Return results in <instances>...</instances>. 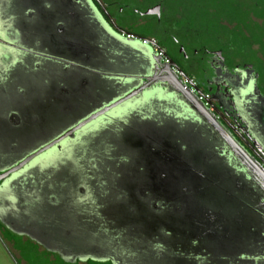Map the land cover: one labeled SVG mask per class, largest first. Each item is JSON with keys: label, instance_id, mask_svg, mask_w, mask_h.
<instances>
[{"label": "water", "instance_id": "obj_1", "mask_svg": "<svg viewBox=\"0 0 264 264\" xmlns=\"http://www.w3.org/2000/svg\"><path fill=\"white\" fill-rule=\"evenodd\" d=\"M72 3L77 8L75 14L70 15L60 6L64 14L60 21L65 20L62 21L65 26L60 41H72L70 50L78 49L87 56V62L63 61L64 55L52 49L45 51L31 47L12 26L13 33L0 30V96L6 100L15 89L19 94H25L27 89L21 84L28 85L30 98L26 104L31 106L38 102L36 108L40 109L38 117L35 114L38 119L23 116L12 127L14 129L6 132L7 136L0 137V222L10 231L27 236L55 250L59 257L68 259L92 258L111 264H130L128 259L131 255L137 264H151L140 258L139 249L149 255V250L140 248V245H148L156 239L154 247L166 246L163 256L167 259L166 264H176L177 260L184 261L183 264L189 261L194 264V256H213L212 263L207 264H234L235 260L228 258L222 261L224 257L219 256V247L224 245L222 241H227V228H220L217 220L223 216L212 208L229 204L240 210L239 219L245 224L256 207L262 212L259 216L264 214V196L256 190L250 194L245 191L249 189L243 188L247 183L251 186L242 174L247 171V158L171 70L178 72L173 62L163 64L147 45L123 38L125 33L115 28L109 17V25L106 24L89 0H73ZM8 5L9 11L12 4ZM48 14L45 25L48 23L49 30L52 28L49 22L55 13ZM158 14V7L145 12V15ZM52 33L55 32L52 30ZM53 34L47 33L49 37ZM80 34L92 39L93 44H79ZM46 40L54 42L51 38ZM95 55L100 56L99 63L91 62ZM65 65L79 70L77 79L80 80L74 82L70 78L64 83L60 79L64 86V89L60 88V95L65 97L60 96L57 100L54 95L57 89L52 88L54 83L50 78ZM44 76L48 86H40V78ZM243 82L238 81L233 90L226 91L227 97L235 106L238 104L236 109L239 110L243 92L250 88ZM212 132L225 143L227 151L216 150L218 146L210 135ZM178 140L186 143L180 144ZM186 151L185 158L182 153ZM79 153H82L80 157ZM237 157L243 172L230 160ZM103 168L108 171H101ZM252 169L254 176H259L264 184L262 173L255 166ZM32 172L35 175L30 177ZM92 173L95 175L90 181ZM127 173L126 179L129 180L149 175L148 193L121 191L123 174ZM231 173L240 179L234 185ZM53 176L55 183L50 179ZM34 177L37 180H32ZM19 181L20 184L17 183ZM76 182L86 186L89 200L96 209L87 213L71 209V220L79 222L78 216L90 214L103 218L101 209L111 205L109 220L117 219L122 224L116 226L124 227L119 231L113 227L116 231H111L107 220H104L105 225L101 229L112 235L118 234L120 256L113 250L103 252L102 244L94 246L78 238L60 240V227L70 220L54 218L50 221L39 215L43 208L57 206L50 190L60 189L68 198L73 196L71 186L76 188ZM44 184L48 185L44 187ZM233 186L236 190L241 188L238 196L233 195ZM8 190L10 192L5 193ZM117 191L120 192L118 200L104 205L105 200L107 202L117 196ZM33 192L36 193L34 196ZM41 192L48 195L46 205L49 206L40 202L44 207L40 206L32 219L29 212L35 211L36 207L28 208L27 203L40 201ZM144 212L150 213L149 217L145 218ZM190 221L192 223L188 224ZM45 222H55V226H47ZM208 222L217 224L209 225ZM139 227L141 235L137 236L138 232L133 233V230ZM168 227L173 230L168 231ZM153 235L155 237L150 239ZM190 238L201 247L197 250L200 253L189 247V242L185 243ZM173 239L182 243L175 246ZM254 240L256 242H250L252 247L248 245L236 259L238 264H264V234L256 235ZM203 243L207 244L205 250L208 252L202 250ZM185 244L189 247L188 252ZM187 254L192 257H186ZM156 255L154 251L156 264H163Z\"/></svg>", "mask_w": 264, "mask_h": 264}, {"label": "flooded vegetation", "instance_id": "obj_2", "mask_svg": "<svg viewBox=\"0 0 264 264\" xmlns=\"http://www.w3.org/2000/svg\"><path fill=\"white\" fill-rule=\"evenodd\" d=\"M10 3L12 4V7L8 11L9 8L8 4ZM101 10L102 12H104L103 8ZM53 12L55 13V15L53 14ZM48 13L53 14L52 17L53 19L52 21L49 22V24H52L51 25L52 28L49 30H48V26H46L48 25V23L45 25V18L49 15ZM105 23L108 24L106 21ZM110 23H112L111 19H110ZM112 25L115 28L119 29V27H117L115 24L112 23ZM11 26L12 28L14 27L16 30H18V32L23 35V37L28 41L31 47L43 49L45 51H51L52 49L54 50L53 52L64 55L62 56L63 61L65 60L73 61V62L74 61L82 62L84 60L87 61V56L85 54H82L80 51H78V49L70 50L72 48L70 47L72 41L68 40L66 43L60 41V39H63L62 38L63 34L61 33L64 32V26H65V23L62 22V20L60 21V0H7V2L6 0H0V30L3 29L1 31L7 33H13ZM52 30L55 32L54 34L52 33ZM48 31L51 32V34H53V37L52 35L50 37L47 35ZM123 32L125 34L131 35L125 31ZM81 37L84 38V34L83 36L79 37L81 40L80 42H78L79 44L83 42V39H81ZM46 38H51L54 40V42L52 43L46 42L47 41ZM160 51L163 52L162 50ZM177 54L180 55L182 59L185 58L184 60H186L185 62L186 69H190L191 72L196 71V73H198L201 70L202 77H204L205 79L204 82H201V85L203 84L201 88L207 86V88H209V90L211 91V94L209 95L208 93H203L200 87L196 86V82L193 80L194 79L193 76H190L189 78L186 74L182 73L181 70L178 68V67L180 68L182 67L180 66V63L176 60L175 66L178 71L177 73L180 74L179 76L177 75L178 79L181 82L183 80L184 81H187L189 79L193 80L195 91L206 97V101L208 102L207 110L209 111V113L216 119L220 128L228 135L231 141L238 147V149H240L242 154L245 155L244 157H246L247 160L249 161V162L247 161V166H245L247 171L246 173H244L241 170L242 168L239 166L240 159L238 157L237 159L235 158V160L230 159L234 164V166L238 170H241L243 172L242 173L243 176L251 182V186L249 185V183H247L245 184L246 185L245 187L243 186V188L249 189V191L246 189L245 191L249 192L250 194H252V190H256L257 192H260L264 196V184L261 182L260 180L261 178L259 176H257L256 174L254 176L255 171L254 169H252L253 166H255V169L259 170L264 177V91L259 86L256 75L251 70L248 69L242 70L236 67L234 64L230 65L227 63H222L219 61L218 58L215 57H212L211 59L210 58L207 59L204 65H200L199 62H196V58H194L192 55L185 56L180 48L177 50ZM63 64H61V66ZM65 67H60L61 68L60 74L63 76L65 75L64 73ZM74 69L72 71L74 77L73 81L78 82L80 80L77 79L79 78L78 77L79 70H74ZM240 80L244 81L243 84H245L246 87H248V85L250 87L248 91L245 90V92H243L244 95L242 96V102H241L242 104H240L241 110L236 109L238 104L237 106H235L234 102L229 97H227L226 94V91L233 90V87L237 85L238 81ZM29 90L30 88L27 89V93L19 95L17 96V98H15V96L13 95H10L5 100L0 96V137L3 135L7 136L6 132H8L9 129H14L12 127H15L17 123L21 121L22 117L24 116L22 112V107L27 103L28 98H30L28 97ZM17 100L19 102H17ZM210 135L213 139H215L216 144L219 148V149L217 148L216 150H218L219 152L222 150L227 151L225 143L222 140H220V138L216 136L214 132H212V134ZM178 141L180 142V144L181 143L183 144L184 140H178ZM153 143H155V141ZM226 154L229 155L230 153H226ZM182 155L186 158L187 151L182 153ZM180 161L183 162L184 159H180ZM228 163L230 165V161H228ZM194 169H196V167ZM232 169L234 172H236V170L233 167ZM127 175L128 173L125 175L123 174V181L120 184L121 191L123 190L125 191L124 193H127L128 190L129 191L131 190L132 192L133 191L141 192L142 194H144V192L146 191V193H148V190L150 188V184H147L149 175L147 174H143L142 176L138 175L139 176L138 179L135 180L126 179ZM230 176L234 178L233 181V185H234L235 182L239 179V177H237L233 173H231ZM50 179L54 183L56 182L54 176L51 177ZM43 183H45V181H43ZM54 183H51V185H53ZM47 185L48 184H44L43 186L45 187ZM129 185H133V186L137 185L138 187L136 188V190H133L132 189L133 186L130 187ZM240 189H241L240 187H237L236 190L235 186H233V191L235 192L233 195L238 196V191H242ZM41 191H45V189H41ZM33 194L36 193L33 192L32 195ZM250 194L247 197H250ZM46 197H48V195L41 192L40 201L39 200L35 202L32 201V203L31 201H29L27 203L28 208L29 206L37 207V205L40 204V202L46 205L48 203ZM44 205L42 206L44 207ZM212 209H217L216 212L220 213V215L223 216L221 220L220 217L217 220L218 222H220L219 223L220 228H225V227L227 228V233H226L227 241L224 238H222V240L224 239L222 241L224 245H221L219 247L220 249L219 256L224 257L222 261H225V259L230 258L232 260H235L234 264H238V260L236 259L240 258L241 252H243L248 247V245L252 247V245H250L251 244L250 242L255 241L254 239L256 235L260 233L264 234V214L259 216V214H261L262 212L256 207L253 210L254 214H250L249 221L247 224H245L242 223V221L239 219L240 210L231 207L229 204H225L224 207H217ZM226 215H230V216H226ZM237 217L238 220H235ZM231 218H233V220L235 221L231 220ZM109 219L110 217L107 214L106 220L108 224L107 227L109 230L116 231L114 230V228H116L118 229L117 231H119L124 227V226L117 227L116 221L114 220L112 221ZM189 223H192V221L188 222V224ZM214 223L216 222H211V223L208 222L209 225H213ZM122 231L124 232V230ZM177 231L179 230L177 229ZM173 232L176 233V230ZM174 242L176 243L175 246H179V243H182L179 239H173V243ZM188 242H189L188 244L189 247L193 248L194 251H196L197 253H200V251L197 250L200 249L201 247L196 246L195 243L191 241V238L186 240V243ZM203 244L205 246H203L202 250H205L207 248V244L206 243ZM37 245L39 246V244ZM205 252L208 251L205 250ZM134 263L137 264L136 261H134ZM241 263L242 262H239V264Z\"/></svg>", "mask_w": 264, "mask_h": 264}, {"label": "rangeland", "instance_id": "obj_3", "mask_svg": "<svg viewBox=\"0 0 264 264\" xmlns=\"http://www.w3.org/2000/svg\"><path fill=\"white\" fill-rule=\"evenodd\" d=\"M228 3H229V6H227V7H226L227 2H225L224 0H222L221 2H218V4H217V8L219 10V12L217 14L218 18H222V21L227 22V23H228V20L231 19L230 12H231L232 8L235 7V8L240 9L241 6L243 5V0H231ZM108 9L111 10V13H113L116 10V8H108ZM141 9H144V8H141ZM140 11L144 12V10H140ZM226 11H228V12H226ZM237 14H240V13H238V11H237ZM158 16H155V15L147 16L144 13V16L131 18L130 13L126 12L125 13L126 22L117 23L115 25H117L120 30L124 29L130 25H133V27H135L136 30H139V31H143L144 27H148V28L151 27L154 29L155 25L160 26V28L162 29V34H160V36L165 38L166 40L170 41V45L172 44L171 50L174 53L173 54L174 59L177 60L180 63V66L186 71H187V69L185 66V62H186V60H184L185 58L182 59V57H180V55H178L176 53L178 47L181 49V51H183L182 53L185 56L190 55L191 49L198 47V45H204V46L206 45L207 48L208 47L212 48V42L207 38L203 39L202 34H200V36H195L194 33L189 35V34H186L184 32L177 31L174 28L175 25H171V21L165 19V18H168L166 13H165V10H164V14L161 15V17L159 18L160 20H158L159 22L156 20V18ZM238 17H239V15H238ZM255 25H257V22L253 21L250 24H246V28H242V29H240V31L243 32V31L248 29L247 32H249L250 36H251V34L257 33ZM233 26H234V23H232V25L228 26V27H230L232 32L235 29ZM166 35H168V38L166 37ZM141 39H143V38H141ZM144 39L153 41V39H146V38H144ZM161 40L166 41L164 39H161ZM243 44L241 45L239 42H237L233 46H230L231 48L230 47L226 48V51L228 52L227 54H229L231 56V54H233L232 51L236 54H239V52H241V51H244V52L248 51L249 53H252L251 61H253L255 54H256V56L260 55L259 53L262 50L259 48V46L258 47L255 46L254 43L248 44V45H243ZM215 46H217V45H214V47ZM263 57H264V55H263ZM85 62H87V61H85ZM251 66H253V65H251ZM263 67H264V61H263ZM263 86H264V82H263ZM263 86L261 84V89L264 91ZM60 96L65 97V95H60ZM37 103L38 102H35L31 106L28 103L22 107V112H23L24 117L29 118V119H31L32 117L36 119L38 117V115H39L38 113H39L40 109L36 108ZM35 114L37 117L35 116ZM81 154L82 153H79L78 157H80ZM119 162H121V161H119ZM101 171H108V170H107V168H103ZM101 171H99V172L102 173ZM32 175H35V173L32 172L30 177H32ZM94 175H95V173L90 174V177H91L90 181L93 180ZM36 177H34L32 180H37ZM17 183L20 184L21 181H19ZM85 187L86 186L83 183L76 182V188L71 186L73 196H70L68 198L64 197V192L61 191L60 189L50 190V192L53 193V198L57 201V202L54 201V204H57V206L56 207H54V206L45 207V208H43L44 209L43 211H40L39 215L47 218V220L49 219L50 221L53 220L54 218H59L60 220H64V221L70 220L68 222L72 223L73 225L66 222L64 224V227H60V240L63 241L64 239L70 240L72 238H74V239L78 238L79 240L88 241L89 244L94 245V246H96L98 244H102L101 249L103 252L107 251V250H113L116 253H118V255L120 256V252L117 248L118 242H119L118 234L114 233L112 235L107 230L101 229V226L105 225L104 220H106L107 214L110 216V211H111V209H113V207L111 205L108 208L106 206L105 208L101 209V210H103V213H104L103 218L92 217L91 216L92 214H90V215L85 216V217L78 216L77 218H79V222H75V220H71V217H72L71 209L79 210V211H82L83 213H87V211L91 212V211H94L96 209L95 206L92 205V202H90L89 197H88V189ZM87 187H89V186H87ZM77 189H80L81 191H79ZM90 190H93V188L90 187ZM8 192H10V190L6 191L5 193H8ZM119 193L120 192H118L117 196L114 195L112 197L113 199L109 200L110 202L109 201L106 202V200H105L103 202V204L104 205L110 204V203L114 202V200H118ZM70 194H72V193H70ZM40 206H42L41 203L37 205V207L34 209L35 211L29 212L32 219L35 216L36 210H38V208H40ZM149 214L150 213H148V212H144L143 216L145 218H147V217H149ZM114 221H116L117 225L122 224L117 219L116 220L114 219ZM45 224L47 226H51V227L55 226V222H45ZM149 226H151V225H149ZM1 227L7 231H4ZM167 230L171 231L172 229H170L168 227ZM133 233H137L136 235L140 236L141 235L140 227H139V229H134ZM154 234H156V231H154ZM15 235H17V236H15ZM99 236H102V238ZM154 237H155V235L151 236L150 239H152ZM181 240H183V239H181ZM36 243L37 242L31 240L27 236L20 235V234H17L15 232L10 231L5 225H3L0 222V264H62V263H60V260L65 264H73L76 260V258L68 259V258L59 257L58 255H56L57 253L55 250H52V249L45 247L44 245H40V244L38 246L37 245L38 243L37 244ZM146 243H148V241H146ZM154 243H157L156 239H155V241L149 242L148 245H146V244H144L142 246L140 245V248L144 247L146 250H149V252H150L149 255H145L142 253L143 251L141 249H139L140 258L145 259L146 261H144V262L156 264L157 261L153 257V252L155 251L159 255V256L156 255V257H158V259H160L159 262L166 264L167 259L163 258V256L165 255L166 246H162V248L161 247L158 248L157 246L154 247ZM188 248L189 247H187L185 244V251L186 252L189 251ZM185 256L186 257H192L190 254H187ZM129 257H128L129 258L128 260L130 261V264H135L133 259H131V258H133V256L129 255ZM212 257L213 256H209V257H207V256H194L192 259L194 261H196L195 262L196 264H207V263H212V259H213ZM90 259L93 261H102V260H96V259H92V258H90ZM77 261L80 262L78 264H85L83 262H85L86 259L78 258ZM183 262L184 261H182V260H179V261L177 260L176 264H183ZM101 263L106 264L105 262H101ZM188 264H191V262L189 261Z\"/></svg>", "mask_w": 264, "mask_h": 264}, {"label": "trees", "instance_id": "obj_4", "mask_svg": "<svg viewBox=\"0 0 264 264\" xmlns=\"http://www.w3.org/2000/svg\"><path fill=\"white\" fill-rule=\"evenodd\" d=\"M72 1L73 0H60V6L64 7L63 10H65L70 15L75 14L77 9L76 7H73L74 5ZM96 1L98 4L96 3ZM221 1L222 0H89L92 8L102 18V20L104 22L106 21L108 24L109 22L107 20V16L110 17L113 24L124 23L126 22V18H125L126 12L130 13L131 18L133 17L135 18V17L144 16V13L147 10L155 7H158L159 9V14H158L159 16L156 18V20L158 21L160 20L159 18L161 17V15L164 14V10H165V13L168 17L165 19L170 20L171 25H175L174 28L177 31L184 32L189 35L194 33L195 36H200V34H202L203 39L207 38L212 42V48L210 47L207 48L206 45L204 46L197 44L198 47L191 49L190 55L196 58V62H199L200 65H204L207 59L209 58L211 59L212 57H215L218 58L219 61L222 63H227L230 65L234 64L236 67L242 70L244 69L251 70L256 75L259 86L261 87V84L263 86V82H264V67H263L264 0H243V5L241 6L240 9L235 7L232 8L230 12L231 19L228 20V23L223 22L222 18H218L217 15L219 12L217 8V4L218 2ZM224 1L227 2L226 7L229 6L228 2H230L231 0L230 1L224 0ZM101 8L104 9V12H102ZM108 8H116V10L113 13H111V10ZM140 10H144V12H141ZM237 11L240 14H237ZM62 14L63 13L60 11V19ZM74 19L75 21H77L76 17ZM62 21L65 20L63 19ZM253 21L257 22V25H255L257 33L251 34L250 36V33L247 32L248 29L243 32L240 31V29L246 28V24H250ZM232 23H234L233 27L235 28L233 32L231 31L230 27H228L229 25H232ZM121 30L131 34L132 36L134 35L138 38L153 39L154 44L160 50L163 51L166 58L174 62V64H176V60L174 59L173 56L174 53L171 50L172 44L170 45L169 40H166L165 38L160 36V34H162V29L160 28V26L155 25L154 29L151 27L149 28L144 27L143 31H139L136 30V28L133 27V25H130ZM81 36H83V34ZM166 37L168 38V35H166ZM81 39H83L84 43L88 42L89 45L93 44L92 39L91 40L87 39L85 36L84 38L81 37ZM161 39H164L166 41H163ZM237 42H239L241 45L243 43H244L243 45L254 43V45L257 47L259 46V48L262 51H260L259 53L260 55L257 56L256 54L254 55L253 61H251L252 53H249L248 51L245 52L241 51L239 52V54H236L232 51L233 54H231L230 56L229 54H227L228 52L226 51V48L233 46ZM214 45L217 46L214 47ZM95 56L96 57L93 60H91V62L99 63L100 56L99 55H95ZM178 68L181 70L182 73L186 74L189 78L190 76H193L194 78L193 80L196 82V86L200 87L203 93H208L209 95L211 94V91L209 90V88H207V86L201 88L203 86V84L201 85V82H204L205 80L204 77H202L201 70L199 72L197 71L198 73H196V71L191 72L190 69H187L186 71L183 68L180 67ZM73 69L74 68L67 67V71L64 72L65 73L64 76L60 74L61 71L56 72L53 76H51L50 79L54 83L52 88L57 89L56 93H54L57 100H60V88L64 89L63 84H60V79H63L64 83H66V80H69L70 78H71L70 80H72L74 78L73 72H71ZM46 78H47L46 76H44V78H40L41 80L40 86L49 85ZM36 85H39L38 82ZM21 86L24 89L30 88V86L24 84H21ZM20 91H22V89H20ZM11 95L17 98V96L21 94H19L15 89V91H13ZM17 102L19 101L17 100ZM57 104H60V102L57 101ZM2 229L4 231H7L4 228ZM101 262H105L106 264H111L109 261H101ZM101 262L88 259L83 263L103 264ZM60 263L65 264L61 260ZM78 263L80 262L75 261L73 264H78Z\"/></svg>", "mask_w": 264, "mask_h": 264}, {"label": "built area", "instance_id": "obj_5", "mask_svg": "<svg viewBox=\"0 0 264 264\" xmlns=\"http://www.w3.org/2000/svg\"><path fill=\"white\" fill-rule=\"evenodd\" d=\"M123 37H125V39L127 40H137L140 42V44L142 45H147L149 46L150 50L153 51L161 60V62L163 64H168L169 60L166 58V56L163 54V52H161L156 45L154 44V41L152 40H145V39H136L134 36L128 35V34H124L122 35ZM176 75H178V73L174 70L171 69ZM179 76V75H178ZM186 86H188V89L190 91V93L194 94V96L196 97L197 101L202 103V105L208 109V103L206 102V97L203 96L202 94H197L195 89H194V83L192 79H189L187 81H182Z\"/></svg>", "mask_w": 264, "mask_h": 264}]
</instances>
